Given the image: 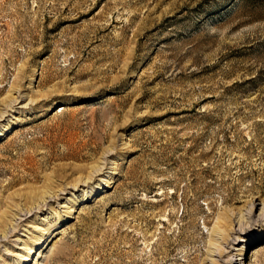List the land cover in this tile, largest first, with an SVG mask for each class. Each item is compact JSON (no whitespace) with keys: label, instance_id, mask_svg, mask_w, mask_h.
<instances>
[{"label":"rangeland","instance_id":"374dc122","mask_svg":"<svg viewBox=\"0 0 264 264\" xmlns=\"http://www.w3.org/2000/svg\"><path fill=\"white\" fill-rule=\"evenodd\" d=\"M263 229L264 0H0V264H264Z\"/></svg>","mask_w":264,"mask_h":264},{"label":"bare ground","instance_id":"6f19581e","mask_svg":"<svg viewBox=\"0 0 264 264\" xmlns=\"http://www.w3.org/2000/svg\"><path fill=\"white\" fill-rule=\"evenodd\" d=\"M255 239H258V240H263L264 239V229L261 231L260 235L257 236L256 238H252V237H249L247 235H243V236L239 237L238 240H237V243H235L234 247H232V250L235 249L237 251L236 254L239 255V254L242 253V251L244 252V250H247L246 249L247 246L246 245H242V242L246 244V242H253ZM31 250H32V248L28 249V254L23 258V260L27 259V257H28V255H29ZM242 262H243V258H242Z\"/></svg>","mask_w":264,"mask_h":264}]
</instances>
